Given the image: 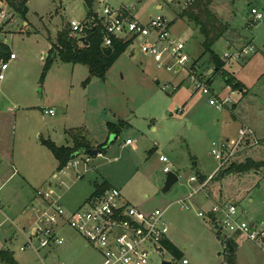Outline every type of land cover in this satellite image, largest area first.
Segmentation results:
<instances>
[{
	"label": "rangeland",
	"instance_id": "1",
	"mask_svg": "<svg viewBox=\"0 0 264 264\" xmlns=\"http://www.w3.org/2000/svg\"><path fill=\"white\" fill-rule=\"evenodd\" d=\"M122 1L130 9L135 7L143 21L166 16L172 22L173 36L185 43L189 62L178 71L159 67L134 42L105 79L91 77L84 65L57 59L43 77L46 57L59 31L71 29V20L90 19H86L84 1L29 0L23 16L0 0V12L5 13L0 17V41L17 57L0 86V246L4 244L19 264H39L40 257L46 264L102 263L99 251L86 247L85 240L69 227L62 230L65 242L59 247L37 252L38 243L33 240V248L22 249L26 242L23 227L33 221L28 207L34 203H30L34 189L45 186L58 166L42 139L65 146L73 144L75 137L91 148L105 142L109 146L102 156H90L88 164L82 161L70 170L63 189L68 210L83 207L95 186L105 182L120 189L141 210H166L168 237L182 256L176 258L166 251L151 264H164L163 260L184 264V259L185 264H230L233 254L237 264H264V240H246L241 233L221 231L197 214L208 211L213 201L234 204L240 221L262 229L264 166L243 174H227L228 167L223 178L215 174L203 191L189 198L218 167L213 143L235 140L244 126L253 130L258 144L245 147L235 164L247 159L264 163V0L213 1L211 10L229 27L213 47L219 58L229 50L254 49L222 71H215L210 55H204L199 28L181 16L183 4L177 0ZM109 3L121 6L120 0ZM253 8L263 14L262 20L254 21ZM225 73L233 75L244 90L227 84ZM195 78L210 87L209 95L195 88ZM229 96L232 101L221 110L210 104L211 99L221 103ZM50 107L55 114L45 112ZM128 139L133 145L126 144ZM161 156L168 161H161ZM166 166L179 181L164 193ZM191 176L197 182H190ZM181 200L191 207L182 209Z\"/></svg>",
	"mask_w": 264,
	"mask_h": 264
},
{
	"label": "built area",
	"instance_id": "2",
	"mask_svg": "<svg viewBox=\"0 0 264 264\" xmlns=\"http://www.w3.org/2000/svg\"><path fill=\"white\" fill-rule=\"evenodd\" d=\"M184 8L193 0H177ZM101 8L97 11V17H92L86 22L71 20L69 26L73 33L84 36L87 30L95 25H101L105 30L103 47H111L114 39L125 42L132 41L140 44L141 51L152 57L159 67L180 70L189 62L185 53V43L173 36L172 22L164 15L150 17L147 22L138 20L130 9L121 6L114 8L100 0ZM254 21L263 19V14L256 8L252 9ZM4 18L5 13L0 12ZM254 51L248 46L234 52L224 53L225 65L233 66L236 61L249 56ZM16 54L9 52L7 58H0V83L6 79V71L10 62L16 60ZM194 79V78H193ZM195 88H202V92L209 95L210 87L203 85L195 78ZM229 96L221 103L211 99L210 104L219 110L231 102ZM48 114H54V110H46ZM253 130L244 126L239 129L235 140L225 139L214 142L212 153L218 162V167L199 188L195 189L190 197L203 191V187L215 174L224 171L236 162L239 153L248 145L258 144V139L253 135ZM251 140V141H250ZM127 140L126 144H131ZM98 156H102V153ZM91 160L89 154L80 155L69 161L62 170H57L55 178L59 186L66 183L62 176L69 175L71 169L77 168L82 161L88 164ZM160 160L167 162L168 158L161 156ZM164 172H170L168 166ZM190 182H197L196 176L190 177ZM37 196L42 200L41 205L32 204L33 221L30 226L23 227L26 242L23 250L33 248V240L38 243L36 251L41 248L54 249L64 244L65 238L62 230L69 227L76 231L86 242V247H93L102 256L101 264H151L153 258L168 251L165 242L169 241L170 225L165 216V209L144 211L128 202L120 189L110 186L98 194H92L85 205L73 211H69L63 203L61 196H54L51 191L40 188ZM182 209L191 206L186 200L179 201ZM199 217H207L221 231L228 230L231 233H241L243 238L251 241L264 240V227L258 230V226L238 217V207L234 204L213 203L208 211H198ZM262 227V226H261ZM166 261L163 260V263ZM183 263H187L183 260ZM39 264H46L40 257Z\"/></svg>",
	"mask_w": 264,
	"mask_h": 264
},
{
	"label": "trees",
	"instance_id": "3",
	"mask_svg": "<svg viewBox=\"0 0 264 264\" xmlns=\"http://www.w3.org/2000/svg\"><path fill=\"white\" fill-rule=\"evenodd\" d=\"M10 9L21 13L26 16L28 13L27 3L29 0H5ZM87 7L88 18L97 17V13L93 11V7L96 0H83ZM214 0H193L191 4L184 8L181 16L194 23L199 28L200 33L203 35V48L204 55L209 54L212 62L215 65V71H222L225 66V62L219 58L214 52V45L222 39L229 27L224 24L211 10V5ZM84 36L88 38V44L84 45L80 42L81 35H73L71 29H62L59 31L57 39L52 44V48L45 60L43 77L49 73L53 62L57 59L66 64L84 65L88 67L91 77H99L105 79L107 72L113 66V64L119 59V57L127 50L132 44V41H122L114 39L112 42V54L106 56L103 52V41L105 37V30L101 25H95L91 27ZM7 52H9L8 46L0 41V58H7ZM225 81L231 85L233 89H239L243 91V85L240 84L235 77L231 74L225 73ZM89 80V79H88ZM110 129L116 130V128L109 125ZM85 141H79L74 137V145L72 147L58 146L51 140H43L42 143L50 150L55 159L58 161V171L62 170L69 161L79 156V152L83 149H91V146ZM108 142L98 145L101 153H105L108 148ZM259 166H264V163L256 164L250 159L245 160L240 164H232L229 166L227 174L232 173H248L255 170ZM226 172L221 171L219 176L222 178ZM202 180H206L202 176ZM110 185L103 183L95 186L93 194H98L108 189ZM165 246L167 250L176 258H181L182 253L175 244L171 241H166ZM0 261L3 264H19L14 255L9 250L0 249ZM230 264H237L235 254L230 258Z\"/></svg>",
	"mask_w": 264,
	"mask_h": 264
},
{
	"label": "crops",
	"instance_id": "4",
	"mask_svg": "<svg viewBox=\"0 0 264 264\" xmlns=\"http://www.w3.org/2000/svg\"><path fill=\"white\" fill-rule=\"evenodd\" d=\"M100 1V0H99ZM109 1L110 0H104V3H106V4H109L110 5V3H109ZM117 1V0H116ZM120 4H121V6H124V7H127L128 9H130L127 5H125L124 4V1H122V0H120ZM94 6H95V4H94ZM101 6H102V4L101 5H99V7H98V10L101 8ZM111 6V5H110ZM120 6V7H121ZM94 8V7H93ZM92 8V9H93ZM157 8H162V6L161 5H157ZM89 9V8H88ZM90 10V9H89ZM97 10V11H98ZM131 11H132V13L135 15V17L138 19V20H140V21H142V22H147L148 20H146V21H143L142 19H139L138 18V16H137V13H136V9H135V7H133V9H130ZM97 11H96V13H97ZM87 15H88V12H87ZM87 17L88 16H86V19H87ZM85 19V20H86ZM30 33V32H29ZM53 44V43H52ZM6 46H8L7 44H6ZM9 48V47H8ZM9 52H13V51H10V49H9ZM9 52H7V54L9 53ZM78 65V64H77ZM176 71H177V69H176ZM3 82H1L0 83V86H1V84H2ZM244 90V89H243ZM54 110V107H50L49 108V110ZM54 112H55V110H54ZM55 114V113H54ZM128 140H130V139H128ZM74 145V143L73 144H67V145H65V147H72ZM99 144H97V146H98ZM129 145H133V142L131 143V144H129ZM80 156V155H79ZM78 157V156H77ZM57 168H58V166H57ZM58 169H56V171H53L52 172V174H51V176L48 178V180H46L44 183H45V186H40V187H38V188H36V189H34V192H33V196H32V199H31V201H30V203L31 202H34L33 204H36V205H41V203H42V200L41 199H39L38 198V196H37V190L38 189H40V188H43V189H46V190H49V191H51L52 192V194L54 195V196H61V198H62V200H63V203H64V205L66 206V204H67V200H65V192H63V189L65 188V187H67L68 185H67V176L68 175H65V176H62L61 177V179L62 180H64V182L66 183V185L65 186H59L58 185V181H57V179L55 178V175L58 173V171H57ZM111 186V185H110ZM68 189H69V187H68ZM213 203H215L214 201H213ZM67 208V207H66ZM70 211V210H69ZM169 241H170V239H169ZM6 243L8 242V240H6L5 241ZM173 243V242H172ZM174 244V243H173ZM0 249H2V250H9L8 248H6V246L3 244L2 245V247L0 246ZM10 251V250H9ZM185 260V259H184Z\"/></svg>",
	"mask_w": 264,
	"mask_h": 264
},
{
	"label": "water",
	"instance_id": "5",
	"mask_svg": "<svg viewBox=\"0 0 264 264\" xmlns=\"http://www.w3.org/2000/svg\"><path fill=\"white\" fill-rule=\"evenodd\" d=\"M99 5H100V1L96 0L93 11L96 12L98 10ZM84 8H85L86 12L89 11V9L85 3H84ZM79 40L84 45L88 44L87 36H81ZM112 51H113L112 47H103V52L106 56H110L112 54ZM83 154H89L90 156H98L99 154H101V150L98 147L91 148V149H83L79 152V155H83ZM178 181H179V177L175 172H172V171L168 172L166 175V181H165V184H164L162 191L164 193L168 192L172 188V186L174 184H176ZM230 248H231V250H233L232 246ZM164 264H170V263L165 262Z\"/></svg>",
	"mask_w": 264,
	"mask_h": 264
}]
</instances>
